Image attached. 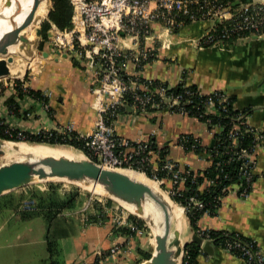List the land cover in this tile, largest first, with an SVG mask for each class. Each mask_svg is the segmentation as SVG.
<instances>
[{"label": "crops", "instance_id": "obj_1", "mask_svg": "<svg viewBox=\"0 0 264 264\" xmlns=\"http://www.w3.org/2000/svg\"><path fill=\"white\" fill-rule=\"evenodd\" d=\"M206 26V22H195L168 31L160 23H152L153 35L146 43L154 48L155 59L139 75L146 79L160 80L169 87L184 80L187 84L196 85L202 92L223 90L235 97L233 104L236 109L248 111L249 124L264 129V35L256 38L250 35L243 40L225 44L199 46L198 40ZM55 52L56 50L54 54L47 51L49 56L44 58L32 78L20 79L24 90L25 87L40 90L43 95H47V102L44 104L27 94L19 98L15 92L14 99L19 112L27 111L29 115L26 113L23 117L13 114L2 100L1 116L10 126L32 133L56 129L72 122L73 130L87 137L96 121L89 90L90 77L86 72L88 66L85 67L82 61L69 55H58ZM47 64L51 66L44 72ZM126 72L133 74L134 66L129 64ZM113 129L117 136L126 139L145 140L153 137L159 147L167 144L168 159L181 168L188 166L192 170H202L209 165L208 160L183 150L177 144L180 135L191 134L199 138L204 146H210L211 132L204 122L193 116L168 111L136 113L126 107L113 121ZM254 155L255 177L249 196L241 198L232 192L226 194L221 199L217 213L203 215L198 225L201 228L239 232L253 239L264 256V142L257 147ZM165 184L169 188V183ZM26 187L7 191L0 197L19 201L17 204L23 203L25 200H21V193ZM113 205H116L114 201L108 204L109 207ZM25 209H28L25 204L16 205L12 217L30 221L28 223L35 217H41L45 221V224L40 223L42 232L35 236L39 250L32 256L17 252L12 255L10 264H35L41 259H48L50 252L47 240L53 243L52 259L56 264H90L95 260L97 264H106L109 259H139L141 256L137 249H146L143 236L137 238L119 231L128 226L115 225L112 212L96 221L92 212L82 215L76 209H63L55 218L48 220L43 210H37L34 215L23 218L21 213ZM181 211L180 223L176 225L173 219L172 228L177 229L181 243L190 242L193 231L182 208ZM127 214L129 217L132 213ZM6 220L8 219L0 221V231L4 229ZM30 232L32 230L27 229L22 234L21 231L14 234L17 239L23 236L25 241L20 244L26 245L32 242ZM114 244H120L123 251L110 256L108 249ZM150 252L152 254L153 248ZM3 262L4 257L0 252V264ZM196 264H243V261L212 244V251H202Z\"/></svg>", "mask_w": 264, "mask_h": 264}, {"label": "built area", "instance_id": "obj_2", "mask_svg": "<svg viewBox=\"0 0 264 264\" xmlns=\"http://www.w3.org/2000/svg\"><path fill=\"white\" fill-rule=\"evenodd\" d=\"M70 2L73 6L72 27L61 30L51 24L48 31L53 32V35L52 39L49 37L48 43L56 46V50L60 53H66L82 61L85 67L88 66L86 72L90 77L92 108L96 112L93 130L86 137L90 157L109 168L138 167L143 173L148 169L158 184L166 182L164 178H159V173L164 172L169 177L170 186L166 190L167 194L170 197L177 196V192L184 189L186 174L192 169L188 166L181 168L168 157L159 159L158 153L149 145V138L130 140L117 136L113 129V121H109L108 117H118L119 113L116 111L118 107H128L136 113L151 112L148 109L153 108L155 112L187 114L183 109L173 108L180 103L182 95H167L166 92L170 88L167 84L159 83L152 87L153 79L139 75L140 71L155 59L154 48L146 43V40L153 35L152 23H160L171 31L185 25L186 20L189 24L206 22V29L198 40V45L225 44L243 40L250 35H264V0H251L240 4L236 10L229 3L220 0H70ZM129 64L135 68L133 74L126 72ZM141 78L144 81H141ZM22 88L24 89V86ZM190 93L188 90L185 91V94ZM205 93L208 94L204 102L205 112L216 113L219 110H227L226 100L229 96L227 92L198 90L199 95ZM128 94H131L132 103L126 105L128 102L125 103L124 97ZM197 116L203 115L199 113ZM237 120L245 125L246 131L252 132L254 139L251 151L246 148L235 150L239 130L237 124L233 125V130L229 134L233 152L238 160H242L241 174L246 184L241 187L242 183L235 182L223 188L226 190L219 198L220 202L230 192L241 198L249 196L256 163L253 156L259 144L264 142V129L249 124L247 114L239 115ZM206 122L209 123V120ZM219 128L220 126L216 124L209 131L213 135V132ZM56 129L59 132L69 133L73 131V123L70 122ZM177 141L183 150L194 152L201 159L207 160L212 156L205 151L196 153V142L187 144V136H182ZM207 185H215V181L205 180L199 183L197 188L201 191ZM107 202L108 198L90 194L79 213L87 215L90 211H94L92 213L102 220L104 214L112 212V221L115 225H127L134 232L133 237L139 238L145 234L144 224L140 226L136 219L129 220L128 214L119 205L109 207ZM95 203L100 209L95 207ZM189 205L201 210L205 203L191 195L188 204L181 206L184 213L189 211ZM203 215H210L209 210L205 209ZM84 219L86 220L85 217ZM196 234L202 238V242L211 240L205 229L198 230ZM237 234L232 240H225L218 246L231 254L235 252L234 250H238L240 253L238 258L243 264H264V256L259 249L254 248L251 243L240 240ZM122 251L120 244H114L108 249V255L115 256Z\"/></svg>", "mask_w": 264, "mask_h": 264}, {"label": "trees", "instance_id": "obj_3", "mask_svg": "<svg viewBox=\"0 0 264 264\" xmlns=\"http://www.w3.org/2000/svg\"><path fill=\"white\" fill-rule=\"evenodd\" d=\"M51 7L49 12L46 15V19H44L40 24V36L41 42L38 45V49L43 50L44 43L49 40L48 39V30L51 27V24H54L58 29H69L72 27V14H73V6L70 0H50ZM223 2L229 3L234 10H236L240 4H245L250 2L251 0H220ZM238 1L239 4L234 6L233 3ZM186 24H189L186 20ZM177 29V28H175ZM75 65H78L77 61H74ZM25 79V78H24ZM22 79V80H24ZM144 81L143 78L140 79ZM165 84L164 82L153 79L152 87L156 84ZM14 87L16 91V95L19 98H22L24 94H27L33 97L36 100L47 102V97L43 95V93L38 89L28 88L27 90H23L22 81L20 79L14 80ZM190 91V94H185V91ZM198 87L193 84H187L184 80L178 82L175 86L170 87L167 90V95H182V99L179 104L175 105L174 110L183 109L187 111L188 116H193L198 120L204 122L208 129H211L213 125L218 124L220 128L215 130L212 135V142L210 146H204L201 140L191 134H182L178 138L182 136H187L188 141L187 144L195 143L196 149L195 152L200 154L202 151H205L211 154V157H208L207 160L209 165L202 170H191L186 174L187 180L184 182L183 190L177 192V196L170 197L174 203H177L180 206L187 205L188 199L191 195L196 196L201 199L205 206L203 209L198 210L195 206L189 205V211L185 212V215L188 219L190 227L197 233L200 229H205L208 232L209 237L211 238L212 243L215 246L221 245L225 240H232L236 236L239 237L245 243H251L254 248H258L256 242L243 234L236 231H226V230H217V229H207L201 228L198 225V221L200 220L203 211L208 209L210 215H215L217 210L221 204L219 198L224 195L225 190L223 188L237 182L242 183L241 187H244L246 182L244 177L241 174L242 160H238L237 155L233 152L232 148V140L229 138L230 132L233 130V125H238L237 132V144L235 150H239L241 148H246L248 151H251L254 144L253 134L252 132H248L245 130V125L241 124V121L237 120V117L241 114L248 115L247 110H238L234 107V96H228L227 102V110L222 111L219 110L216 113L205 112V99L208 94H198ZM125 103L126 105L132 103L131 94L126 95ZM157 98V97H156ZM5 103L7 104L10 111L18 116L25 117L26 112H19L18 104L15 102L14 96L11 95L5 99ZM116 111L121 114L125 111L124 107L116 108ZM148 111L155 112L156 110L153 108H149ZM202 113V117H198L197 115ZM204 113V114H203ZM25 114V115H24ZM109 121H114L116 119L115 116L108 117ZM209 120V123L206 121ZM0 138L8 141H25L28 143L35 144H48V145H67L71 146L83 153H85L88 157H90L89 150L86 145L87 138L79 135L76 131H71L69 133L59 132L57 129L50 130H40L36 133L28 132L25 130H20L19 128H15L10 126L8 123H5L4 119L0 117ZM149 145L152 150L156 151L159 155V159H165L169 153L168 145H163L159 147L155 139L150 137L148 139ZM178 142V141H177ZM179 143V142H178ZM263 141L259 144L262 145ZM194 153V152H193ZM255 157V155L253 156ZM94 160L93 157H90ZM158 159V160H159ZM255 160V158H254ZM95 161V160H94ZM134 170L142 171V169L135 167ZM145 175L149 178L153 179L152 173L147 169L144 170ZM255 175L253 174L251 183L254 182ZM159 178H164L168 183L169 177L164 173H159ZM205 180H213L215 181V185L205 186L201 191L198 190L197 185L199 183L204 182ZM165 182V183H166ZM159 184L160 187L164 190H167L166 184ZM170 186V185H169ZM201 192V193H199ZM50 197L47 199L43 196L39 197L33 192L30 193V198L33 201H37L36 205L29 206L28 209H25L21 215L23 218H28L34 215L37 210L45 211L47 219L50 220L55 217L58 213H60L63 209H74L77 204L78 193L77 192H68L66 194H59L56 191V194L49 195ZM39 197V198H38ZM112 200L108 198L107 204H111ZM95 207L99 208L97 203H95ZM36 209V210H34ZM100 209V208H99ZM103 215L102 217H104ZM95 220L97 221V216L95 215ZM132 220H135L140 224V226L145 225V221L133 214H131ZM146 228V225H145ZM148 228V227H147ZM119 231L126 235H134V232L129 228H120ZM48 250L50 252V256L48 257L49 264H56L53 257V243L50 240H47ZM185 253L182 264H196L198 255L202 252L201 246L197 243L190 241L185 244L184 247ZM232 254L236 257H240V253L238 250H234ZM138 254L141 256L140 260H147L151 257V252L142 250L140 248L137 249ZM140 262V261H138ZM145 262V261H143ZM142 262V263H143ZM185 262V263H184ZM97 264V260L94 261ZM141 263V264H142Z\"/></svg>", "mask_w": 264, "mask_h": 264}, {"label": "water", "instance_id": "obj_4", "mask_svg": "<svg viewBox=\"0 0 264 264\" xmlns=\"http://www.w3.org/2000/svg\"><path fill=\"white\" fill-rule=\"evenodd\" d=\"M40 1L42 0H32L30 10L25 19L17 25V27L0 35V78L10 75L9 64L13 59L9 53L10 46L21 42L25 44L27 49H30L32 42H30L28 37L25 34H22L21 31L32 23ZM5 3L9 4V2L6 1ZM238 4V1L233 3L234 6H237ZM35 31L36 35L40 36V27L36 28ZM48 37H51L49 31ZM252 37L256 38L258 36L253 35ZM55 53L67 56L66 53L61 54L59 50H56ZM42 56L47 58L49 54L46 51H43ZM5 142H8V140L0 138V155L5 153L2 150V146H4ZM52 146H63L73 149L76 152L81 153L83 157H44L38 161H34V159H31L30 157H24L0 163V195L15 188L23 187L36 179L66 180L73 183L88 180L92 183L100 184L104 188L105 196L109 197L112 201L133 204L136 211H139L140 213L144 210V203L150 201L157 207L156 211L159 218H157L155 224L159 230L155 236V244L153 246L151 257L145 261H148V264L183 263L185 253L184 247L187 242L181 243L177 230L172 228L171 207L162 195L154 192V190L145 183L120 171L121 169L102 166L88 157L85 153L71 146ZM13 148L16 149L17 146L15 145ZM134 171L141 172L138 170ZM145 176L148 177L147 175ZM166 195L170 198L167 193ZM170 200L172 199L170 198ZM132 214L146 221V219L139 215ZM192 231L193 234L191 236V241L200 245L202 251L210 253L212 251V241L206 240L202 242V238L199 237L193 229Z\"/></svg>", "mask_w": 264, "mask_h": 264}, {"label": "rangeland", "instance_id": "obj_5", "mask_svg": "<svg viewBox=\"0 0 264 264\" xmlns=\"http://www.w3.org/2000/svg\"><path fill=\"white\" fill-rule=\"evenodd\" d=\"M3 3H1L0 0V6H2ZM43 4H40V6L42 7ZM51 7V2H49V6L48 8ZM38 12V11H37ZM40 14L42 15L41 20L39 21L37 28L40 27L41 22L46 19V13H43L42 11L40 12ZM52 35L53 32L50 33L51 39H52ZM32 45L30 47V49H27L23 43L20 42V44L18 46H16L17 48H19V51L17 52L14 49L16 47L11 48L10 47V55L12 56V62L9 64L10 70L14 69L13 71L15 72L14 74L10 73L9 76L7 77H1L0 78V103L2 100L5 101V99L11 95H15V87H14V80L15 79H26L27 77L32 78L33 77V73H36L37 70L40 67V64L42 63V61L44 60V57L42 56V52L43 51H49L50 53L52 52L54 54V51L56 50V46H53L52 43H44V47L43 50H40L37 48V45H39V43L41 42V36H37L36 35V31L34 29V31L32 30L31 32L28 33V37H32ZM49 39V37H48ZM23 44V45H22ZM24 46V47H23ZM23 52V53H20ZM51 65L47 64L44 67V72L47 71V68H49ZM28 87H25V90H27ZM24 90V89H23ZM0 117L3 118L1 116L0 113ZM4 119V118H3ZM5 120V119H4ZM9 142V141H8ZM13 143H17L15 141H11ZM18 142H25V141H18ZM28 143V142H26ZM29 144H35V143H29ZM48 145V144H47ZM2 150L4 151V146H2ZM5 152V151H4ZM13 151H10V153ZM9 154V153H8ZM81 154V153H80ZM81 156L83 157V155L81 154ZM21 158L19 155L16 154L15 155H6V152L0 155V163H4L6 161H12V160H17ZM137 172V171H136ZM142 174V173H141ZM144 176V175H143ZM145 177V176H144ZM146 178V177H145ZM148 181L150 182H154L157 184L158 189L160 192H163L166 194V191L164 189H160V185H158V182L152 181V178L148 177L146 178ZM28 186V187H26ZM25 189L22 190L21 193V200H25V202L23 203H19L18 202H14L13 200H11L10 198H1L0 197V221L4 220V219H8L6 220L7 223H5V227L4 229H1L0 231V252L2 253L3 257H4V262L3 264H10L11 262V257L12 255H15L17 252H23L29 255H34L37 250H39L38 245L35 242V236L36 234H39L42 232V226L41 224H45L44 220L41 217H35L33 219V221H31V223H28L30 221L28 220H20L17 219V217H12V214L14 213V208L16 207V205H26V206H32V205H36L37 201H33L30 198V193L33 192V194H36V199L37 196L41 197L42 194L45 198H49L52 193L56 194V191L59 194H66L68 192H77L78 193V199H77V204L75 206L74 209H76L77 211L80 210V208L84 205L86 198L88 195L92 194L93 196H98V197H103V198H109L105 195L99 194L97 192H91L89 190L83 189L80 186H78L77 184L70 182V181H66V180H33L31 181L29 184L25 185ZM38 197V198H39ZM116 203V205H119L125 212L127 213H132L130 211H128L125 207H123L119 202L114 201ZM100 211V210H99ZM90 212H94V211H90ZM89 214V213H88ZM108 214V213H106ZM55 218V217H54ZM1 225V223H0ZM145 225H146V231L145 234L143 235V241L145 242V250L147 251H152V248L155 244V235H154V230L152 225H150V223L147 221H145ZM149 227V229L147 228ZM32 230V232H30L29 235H31V241L29 244L26 245H21L20 243H24V239L23 236L21 237V239H17L16 238V234L17 232L21 231L22 232H26V230ZM47 229V226L46 228ZM13 233V235H11ZM46 233V230H45ZM138 238V237H137ZM151 244H150V243ZM139 257V256H138ZM56 259V258H55ZM141 258L139 257H130V259L127 258H122L120 260L116 259H109L106 261V264H141L143 261L140 260ZM138 261H142L141 263ZM49 264V260L46 259H41L39 261H36L35 264ZM28 264V263H26ZM34 264V263H33ZM90 264H94L93 262Z\"/></svg>", "mask_w": 264, "mask_h": 264}, {"label": "bare ground", "instance_id": "obj_6", "mask_svg": "<svg viewBox=\"0 0 264 264\" xmlns=\"http://www.w3.org/2000/svg\"><path fill=\"white\" fill-rule=\"evenodd\" d=\"M5 1L9 2V4H6ZM49 2L50 0H42L39 2L36 12L34 14V19L32 23L21 31L22 34H25L28 37L29 32H31L32 30L34 31V29L36 30L37 25L42 18V15L40 14V12L42 11L43 13L47 14L49 10L48 8ZM1 3H3V5L0 6V35L6 31H9L17 27V25H19L25 19V17L27 16L30 10L32 0H1ZM40 4H43L42 7L40 6ZM28 39L30 40V42H32L33 36L30 38L28 37ZM19 44L20 43H17L16 45H13L10 47L11 48L16 47ZM10 47H9V53H10ZM15 50L18 52L19 48L16 47L14 49V52ZM20 53H23V52H20ZM13 70L14 69L10 70V73L14 74L15 72ZM15 145L17 146L16 149L13 148V146ZM4 151L6 152V155L8 156L9 155L16 156L17 154L21 158L30 157L31 159H34V161H38L44 157H68V158H80L81 157V154L79 152H76L73 149L66 148L63 146H52V145H47V144H29L26 142H17V143H13L11 141L5 142ZM10 151H13V152L10 153ZM120 171L127 173L132 178L145 183L146 185L151 187L154 190V192L162 195L171 207L172 220L174 219V221H176V225L180 223L181 216H182V211H181L182 207L174 203L172 200H170V198H168V196L165 193L160 192L156 183L148 181L146 179L147 177L143 173L141 174V172H136L130 169H121ZM151 180L155 181L154 179H151ZM75 184L91 192H97L99 194L105 195L104 188L100 184H97V183L95 184L88 180L75 183ZM118 202L123 207H125L128 211L134 214H137L140 217L146 219V221H148L150 225H152L153 230H154V235L155 236L157 235L159 229L157 228L155 221L157 220V218H159V215L156 211L157 207L152 202L146 201L143 206L144 210L141 213L139 211H136L133 204L124 203L121 201H118ZM142 264H148V261L143 262Z\"/></svg>", "mask_w": 264, "mask_h": 264}]
</instances>
